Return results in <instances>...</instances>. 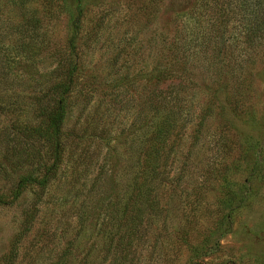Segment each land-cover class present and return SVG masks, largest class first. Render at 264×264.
Instances as JSON below:
<instances>
[{"label":"rangeland","instance_id":"1","mask_svg":"<svg viewBox=\"0 0 264 264\" xmlns=\"http://www.w3.org/2000/svg\"><path fill=\"white\" fill-rule=\"evenodd\" d=\"M64 2L0 0L8 202L73 68L60 164L0 204V264H264V0H81L73 51ZM167 115L162 169L136 190Z\"/></svg>","mask_w":264,"mask_h":264},{"label":"trees","instance_id":"2","mask_svg":"<svg viewBox=\"0 0 264 264\" xmlns=\"http://www.w3.org/2000/svg\"><path fill=\"white\" fill-rule=\"evenodd\" d=\"M202 2L205 8L207 7V5L209 6V11L212 10V8L217 9V7L222 4L221 0H202ZM211 3L212 5H209ZM64 5L68 14V40L66 43V48L69 51H73L76 38L81 28L83 7L81 0H67V2L65 0ZM256 16V20H258V17L259 20H261V16L263 17L264 13L260 12L258 9V13H256ZM257 22L258 21H254L250 26H248V28L247 26H244V30L255 29V27H257ZM70 68L71 66L69 67V69L67 68L66 78L54 85L52 94L53 99L51 102L52 104L49 107L47 114L45 115L46 120L44 126L42 128L39 127L38 129H29L28 132L26 131V134L28 136L32 135L34 139L39 141L37 143L32 142L27 148H22L21 151L23 152L24 156L23 162H25V165L27 163V165H35L36 167L34 171H31L29 173L27 172L17 180L15 191L13 192L12 201L19 197L21 191L27 186L44 188L49 183L60 164L62 152V123L65 116L64 101L72 88L73 68ZM174 100L178 99L176 98ZM168 124L169 122L167 115L163 126L160 127V132H157L155 134L159 135V141L155 139V142H151L148 145L145 154H143L141 158V161L139 163L140 169L138 172L142 175L143 178H150V180L144 179L143 183L136 182L134 184L136 190H145L151 187V179H153L155 175L160 173L162 169L161 163L163 159V145L167 141L169 128ZM40 140H42V143L40 142ZM144 187L146 188L144 189ZM12 201L8 202L6 198L2 196L0 197V204H10L12 203Z\"/></svg>","mask_w":264,"mask_h":264}]
</instances>
